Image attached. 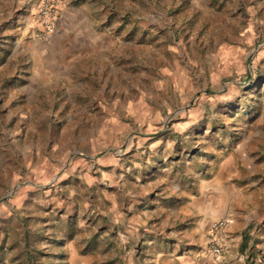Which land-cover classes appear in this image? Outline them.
Listing matches in <instances>:
<instances>
[{
  "label": "rangeland",
  "instance_id": "obj_1",
  "mask_svg": "<svg viewBox=\"0 0 264 264\" xmlns=\"http://www.w3.org/2000/svg\"><path fill=\"white\" fill-rule=\"evenodd\" d=\"M38 1L0 0V264L221 261L230 186L264 184V0H63L49 41Z\"/></svg>",
  "mask_w": 264,
  "mask_h": 264
},
{
  "label": "crops",
  "instance_id": "obj_2",
  "mask_svg": "<svg viewBox=\"0 0 264 264\" xmlns=\"http://www.w3.org/2000/svg\"><path fill=\"white\" fill-rule=\"evenodd\" d=\"M91 0H86L88 2ZM80 7L86 8V3ZM225 207L227 202H224ZM195 208L201 213H205V218L200 220L196 230L198 234L197 241L202 247L206 246L208 240L207 233L211 224L219 221L216 220L215 213L212 208L200 201L193 203ZM227 207V206H226ZM226 216L230 217V224L220 234V240L227 247H229V254L221 261L214 260L203 252H194L188 250L184 255L175 256L169 249L162 248L152 254L154 258L153 264H256L261 258L264 260V184L262 185H244L240 188L230 186V212L226 211ZM202 217V216H200ZM169 220L160 222V230L158 233L165 234V227L168 226ZM157 234V233H156ZM155 234V235H156ZM247 237L245 240L246 248L243 253L239 250L243 241V236ZM164 238V235L161 237ZM163 244V243H162ZM251 251V252H250ZM172 253V254H171ZM137 256L125 253L122 258V264H141ZM150 255V254H149ZM173 257V259H169ZM150 263V264H152ZM77 264H87L84 260L78 261Z\"/></svg>",
  "mask_w": 264,
  "mask_h": 264
},
{
  "label": "built area",
  "instance_id": "obj_3",
  "mask_svg": "<svg viewBox=\"0 0 264 264\" xmlns=\"http://www.w3.org/2000/svg\"><path fill=\"white\" fill-rule=\"evenodd\" d=\"M63 0H39L35 7L34 14V36L40 41H49L52 39L55 23L60 15ZM225 221H218L212 226L213 231H218L225 227ZM210 253L217 259L222 258L225 254L224 247L214 238L208 242ZM256 264H264V260L260 259Z\"/></svg>",
  "mask_w": 264,
  "mask_h": 264
},
{
  "label": "trees",
  "instance_id": "obj_4",
  "mask_svg": "<svg viewBox=\"0 0 264 264\" xmlns=\"http://www.w3.org/2000/svg\"><path fill=\"white\" fill-rule=\"evenodd\" d=\"M246 236L245 235L243 236V241H242V244L240 245V249L242 251L246 248V244H245V240H247V237Z\"/></svg>",
  "mask_w": 264,
  "mask_h": 264
}]
</instances>
